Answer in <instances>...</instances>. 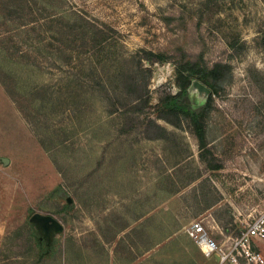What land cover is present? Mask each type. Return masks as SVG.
<instances>
[{
    "label": "rangeland",
    "instance_id": "1",
    "mask_svg": "<svg viewBox=\"0 0 264 264\" xmlns=\"http://www.w3.org/2000/svg\"><path fill=\"white\" fill-rule=\"evenodd\" d=\"M262 37L264 0H0V264H213L185 227L221 242L212 218L264 212ZM180 51L231 65L205 121L220 169L157 118ZM192 84L178 105L201 110Z\"/></svg>",
    "mask_w": 264,
    "mask_h": 264
},
{
    "label": "trees",
    "instance_id": "2",
    "mask_svg": "<svg viewBox=\"0 0 264 264\" xmlns=\"http://www.w3.org/2000/svg\"><path fill=\"white\" fill-rule=\"evenodd\" d=\"M258 44L264 50V37L258 40ZM241 45V46H240ZM241 41H236L231 44V56L238 55L242 50ZM145 57L144 59L150 63L157 61H164L163 56L157 55L153 52L141 50ZM180 60L176 63V87L179 91L173 94L171 91L166 92L165 88L161 89L159 102L163 106L157 115L158 119H162L177 128H183L185 122H188L194 135L197 137L201 149V158L206 161L210 169H220V165L215 163L212 158L207 141L206 117L209 112L212 95L216 93V85L225 80L231 73V65L223 61L214 62L212 66L206 65L203 58H190L188 52L180 51ZM193 80H199L206 85L211 93L209 94L206 105L201 110L189 109L186 110L180 107L178 103H182L183 98L188 94V88ZM165 90V91H164ZM180 101V102H178ZM153 125H157L158 129L166 131L165 128L158 125L154 120ZM212 202V204H215Z\"/></svg>",
    "mask_w": 264,
    "mask_h": 264
},
{
    "label": "built area",
    "instance_id": "3",
    "mask_svg": "<svg viewBox=\"0 0 264 264\" xmlns=\"http://www.w3.org/2000/svg\"><path fill=\"white\" fill-rule=\"evenodd\" d=\"M235 233L224 235L217 242L202 221H193L185 227L207 257L218 258L219 264H264V254L258 249L264 241V212L253 217L242 213L234 215Z\"/></svg>",
    "mask_w": 264,
    "mask_h": 264
},
{
    "label": "water",
    "instance_id": "4",
    "mask_svg": "<svg viewBox=\"0 0 264 264\" xmlns=\"http://www.w3.org/2000/svg\"><path fill=\"white\" fill-rule=\"evenodd\" d=\"M192 83H193L192 85L197 86L198 88H200V90H203L207 95L211 93V90L199 80H194ZM191 87L189 89H191ZM3 162L4 164L9 163L8 159L6 158H3ZM32 220L38 222L40 225L44 226L47 230L54 229L56 232L63 230L62 224L55 217L51 215L35 214Z\"/></svg>",
    "mask_w": 264,
    "mask_h": 264
},
{
    "label": "crops",
    "instance_id": "5",
    "mask_svg": "<svg viewBox=\"0 0 264 264\" xmlns=\"http://www.w3.org/2000/svg\"><path fill=\"white\" fill-rule=\"evenodd\" d=\"M238 213H241V212L238 211ZM212 222H213L212 229H213V232H215L217 238L223 239L224 238V235H229V234L234 233L232 230H229L225 226L221 225L215 218H212ZM191 240H193V239L191 238ZM192 250L194 252H196L199 256H203V258L205 257L208 260L214 259V260H212L213 261V264H219V261H218V259L216 257H212L211 259L209 257H207L205 255V253L201 250V248L196 244L195 241H194Z\"/></svg>",
    "mask_w": 264,
    "mask_h": 264
}]
</instances>
